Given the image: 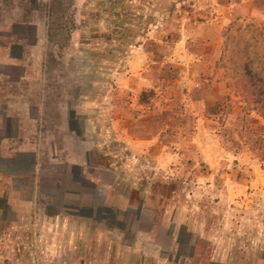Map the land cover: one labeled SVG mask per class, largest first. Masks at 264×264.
<instances>
[{"label":"rangeland","instance_id":"rangeland-1","mask_svg":"<svg viewBox=\"0 0 264 264\" xmlns=\"http://www.w3.org/2000/svg\"><path fill=\"white\" fill-rule=\"evenodd\" d=\"M37 7L45 130L64 111L81 138L94 131L119 192L158 207H103L95 188V211L52 221L0 199V264H264V114L233 87L249 69L264 96V0Z\"/></svg>","mask_w":264,"mask_h":264},{"label":"crops","instance_id":"crops-1","mask_svg":"<svg viewBox=\"0 0 264 264\" xmlns=\"http://www.w3.org/2000/svg\"><path fill=\"white\" fill-rule=\"evenodd\" d=\"M18 1L10 0L7 6L0 3L2 207L14 214L28 209V214H38L41 220L84 218L86 212L95 211L96 188L102 191L103 207L157 209V203L147 204V193L140 195L137 203L130 201L128 193L117 189L122 178L116 170L95 163L94 131L90 140L81 138L82 134L68 126L64 111L61 124L55 130H45L49 116L45 96L33 94L34 76L40 68L35 52L45 33L37 13L40 0H21L27 5ZM70 141L75 142L74 147H69ZM103 172L110 174L106 181Z\"/></svg>","mask_w":264,"mask_h":264},{"label":"trees","instance_id":"trees-1","mask_svg":"<svg viewBox=\"0 0 264 264\" xmlns=\"http://www.w3.org/2000/svg\"><path fill=\"white\" fill-rule=\"evenodd\" d=\"M245 77H249V80H245ZM260 80L253 76V73L249 69H243L242 73H239L236 77L233 87L235 91L242 95L244 101L256 109L260 114H264V96L259 88Z\"/></svg>","mask_w":264,"mask_h":264}]
</instances>
